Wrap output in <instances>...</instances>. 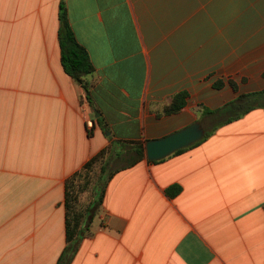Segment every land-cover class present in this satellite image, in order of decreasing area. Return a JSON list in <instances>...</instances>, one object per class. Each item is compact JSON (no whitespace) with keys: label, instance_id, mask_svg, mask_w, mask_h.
Listing matches in <instances>:
<instances>
[{"label":"crops","instance_id":"0c3cea01","mask_svg":"<svg viewBox=\"0 0 264 264\" xmlns=\"http://www.w3.org/2000/svg\"><path fill=\"white\" fill-rule=\"evenodd\" d=\"M58 7L0 0V264H57L65 180L110 139L195 120L210 134L111 176L69 264H264V0H66L95 67L88 98L61 66ZM121 7L143 65L116 55Z\"/></svg>","mask_w":264,"mask_h":264},{"label":"trees","instance_id":"16d2710c","mask_svg":"<svg viewBox=\"0 0 264 264\" xmlns=\"http://www.w3.org/2000/svg\"><path fill=\"white\" fill-rule=\"evenodd\" d=\"M58 17L60 18L58 44L60 45L61 66L68 75H71V78L79 82L88 98L89 90L86 77L94 73L95 67L87 51L88 49L81 44L75 36L70 23L71 21L69 16H67L66 0H59ZM220 85V82L214 84L215 87H220ZM262 92L264 91L262 90L259 95H261ZM186 95L187 93L181 90L175 93L172 96V102L165 107L164 112L167 114L178 112L179 109L186 104ZM247 96L248 95H241L234 98V100L229 102L226 106H228L229 110L234 111V109L236 110L246 103L245 99ZM249 108L251 107H245L242 109V112H245ZM204 112L210 113L212 111L206 108ZM239 114L240 113H236L234 115L237 117ZM96 120H98V123L101 125L102 121L100 118L97 117ZM101 126L104 127L103 125ZM209 134L210 131L206 133V135ZM197 142L198 141L195 143ZM144 144V141L139 140L110 139L106 146L98 150L80 169L65 180L63 204L66 209V245L57 260V264H69L75 252L76 243L79 242L81 238L92 235L90 224L93 217L97 215L99 211L98 208L102 203L105 187L109 182L108 180L117 170L131 166L140 161L145 156ZM184 148L178 149L174 153ZM96 163L99 164L98 182H100L94 188L93 200L87 205H83L80 201V194L91 183V172ZM180 189V185H173L169 187L166 192L169 195H174Z\"/></svg>","mask_w":264,"mask_h":264},{"label":"rangeland","instance_id":"374dc122","mask_svg":"<svg viewBox=\"0 0 264 264\" xmlns=\"http://www.w3.org/2000/svg\"><path fill=\"white\" fill-rule=\"evenodd\" d=\"M120 16L122 20L118 23L116 26L118 30H113L111 27H109V36L113 44L119 45L116 50V55H119L120 53H134V56L125 59L126 62L124 63H129L130 65H143V58L141 53L139 52L140 50V44H138L137 39L135 34L132 31V27L130 25V22L127 18L122 13V7L120 8ZM107 43V39H100L99 44L105 48ZM122 47L120 48V46ZM124 65V64H123ZM107 136V132L105 133ZM98 175H99V164L96 163L94 166L92 172H91V178L90 181L91 183L85 190L80 194V201L81 204L87 205L90 201L93 200L94 196V188L97 186L98 182Z\"/></svg>","mask_w":264,"mask_h":264},{"label":"water","instance_id":"95a60500","mask_svg":"<svg viewBox=\"0 0 264 264\" xmlns=\"http://www.w3.org/2000/svg\"><path fill=\"white\" fill-rule=\"evenodd\" d=\"M108 133L109 131H107ZM204 135H206L205 127L200 121L195 120L162 137L147 139L144 151L149 160L156 161L199 141Z\"/></svg>","mask_w":264,"mask_h":264},{"label":"built area","instance_id":"2783aa9c","mask_svg":"<svg viewBox=\"0 0 264 264\" xmlns=\"http://www.w3.org/2000/svg\"><path fill=\"white\" fill-rule=\"evenodd\" d=\"M94 123H93V120L92 119H86L85 120V126L88 128V129H91L93 128L94 126Z\"/></svg>","mask_w":264,"mask_h":264}]
</instances>
